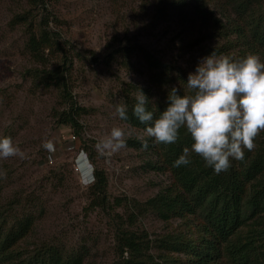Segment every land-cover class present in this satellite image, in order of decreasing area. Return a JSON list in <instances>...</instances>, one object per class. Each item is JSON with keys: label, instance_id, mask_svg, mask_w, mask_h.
Instances as JSON below:
<instances>
[{"label": "rangeland", "instance_id": "rangeland-1", "mask_svg": "<svg viewBox=\"0 0 264 264\" xmlns=\"http://www.w3.org/2000/svg\"><path fill=\"white\" fill-rule=\"evenodd\" d=\"M43 1L35 6L33 0H0V137L10 136L25 153V158L0 160V206L12 203L11 219L33 217L30 245L57 244L69 252L86 253L85 264H113L119 259L116 215L127 220L128 204L144 203L168 187L171 179L169 172L152 168L156 157L148 149L128 144L145 140L144 131L114 115L115 106L124 102L127 85L148 87L145 62L133 57L125 68L124 58L110 63L108 54L139 43L188 77L210 53L200 48V42L195 46L201 40L199 22L179 11L160 14L158 0ZM27 13L35 24L47 20L73 59L72 94L88 111L79 121L78 133L59 124L64 104L57 90L36 86L28 76L40 65L27 51L28 27L15 21ZM221 42L203 44L216 47ZM160 91H154V99L164 101ZM113 127L125 130L126 147L114 153L98 150L97 144ZM95 169L108 179L107 208H89ZM117 199L122 200L121 207ZM178 222L168 224L147 215L130 229L147 231L154 241L181 230Z\"/></svg>", "mask_w": 264, "mask_h": 264}, {"label": "trees", "instance_id": "trees-1", "mask_svg": "<svg viewBox=\"0 0 264 264\" xmlns=\"http://www.w3.org/2000/svg\"><path fill=\"white\" fill-rule=\"evenodd\" d=\"M34 3L44 5L43 0H33ZM157 6L160 14L179 11L199 22L201 40H196L195 46L200 42L206 53L236 60L255 53L264 60V0H158ZM15 21L28 27L27 51L40 65L31 69L28 76L36 86L57 90L64 104V110L58 113L59 124L78 133L79 121L88 111L77 104L72 94L73 59L47 20L35 24L34 16L27 13L17 16ZM215 39L222 41V45L204 46L205 41ZM108 56L110 63L124 58L121 64L125 68L131 66L135 57L143 60L148 69V87L124 88L129 119L123 122L127 125L144 131L145 125L132 113L140 89L149 98L148 109L155 116L167 106L173 87L180 89L181 94H190L187 77L182 76L180 68L157 59L139 43L112 49ZM156 90H161L164 101L154 99ZM146 139L147 149L156 157L152 168L169 172L171 184L144 203L128 204L127 220L116 215L119 259L113 264H264V132L255 138V148L246 150L244 161L233 160L231 167L220 174L195 153L191 154L188 166L173 167L183 149L193 143L184 129L179 140L171 145H157L151 138ZM128 144L145 150L142 141L130 140ZM107 187L105 173L93 170L90 209L109 206ZM116 204L121 207L122 200L117 199ZM8 206H0V264H85L86 253L69 252L61 245L47 242L30 245L33 217L11 219L14 208L12 203ZM147 215L168 224L179 220L181 230L166 232L161 239L152 241L147 231L130 229Z\"/></svg>", "mask_w": 264, "mask_h": 264}, {"label": "clouds", "instance_id": "clouds-1", "mask_svg": "<svg viewBox=\"0 0 264 264\" xmlns=\"http://www.w3.org/2000/svg\"><path fill=\"white\" fill-rule=\"evenodd\" d=\"M185 83L190 94L173 87L159 116L148 109L149 98L141 89L136 94L132 113L145 125L146 137L167 146L186 130L193 143L173 162L177 168L188 166L192 153L216 174L227 171L233 160L244 161L246 150L252 151L255 138L264 132V60L255 53L236 60L213 52L201 59ZM114 115L127 121V103L117 104ZM125 136L123 128L113 127L97 148L117 152L126 147ZM142 146L147 149V139ZM16 156L25 158V153L10 136L0 137V160Z\"/></svg>", "mask_w": 264, "mask_h": 264}]
</instances>
